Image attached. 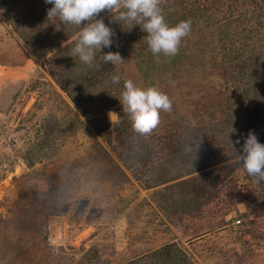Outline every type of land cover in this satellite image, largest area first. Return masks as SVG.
I'll return each instance as SVG.
<instances>
[{"label":"rangeland","instance_id":"374dc122","mask_svg":"<svg viewBox=\"0 0 264 264\" xmlns=\"http://www.w3.org/2000/svg\"><path fill=\"white\" fill-rule=\"evenodd\" d=\"M51 7L0 11V264H162L166 247L173 264H264V180L237 160L250 131L264 144V0H161L170 26L191 21L174 57L105 11L97 19L128 29L106 50L125 62L85 93L70 80L84 69L78 29L49 22ZM14 26L53 49L33 55ZM128 79L172 100L149 135L120 104ZM62 88L82 95L86 117ZM188 178L193 202L177 191Z\"/></svg>","mask_w":264,"mask_h":264},{"label":"clouds","instance_id":"9594fccd","mask_svg":"<svg viewBox=\"0 0 264 264\" xmlns=\"http://www.w3.org/2000/svg\"><path fill=\"white\" fill-rule=\"evenodd\" d=\"M52 5L47 11V20L58 19L61 23L75 26L72 56L89 66L93 64L96 50L109 48L113 44L114 32L106 26L103 19L96 17L103 11L116 15V19L128 25H139L145 33L144 40L154 56L174 57L179 52L181 41L191 32V21H180L170 26L160 7L161 0H45ZM133 27V26H132ZM130 27L129 30L132 28ZM104 63L113 66L123 64L119 52L101 55ZM120 76L111 78L113 84L120 83ZM123 112L129 117L132 130L142 136L152 133L160 123L161 112L172 111L170 97L155 87L141 88L131 79L123 82L120 93ZM114 113H109V116ZM233 146V141L229 139ZM235 144H239L237 139ZM193 145V144H192ZM189 145V150L193 149ZM237 160L242 170L249 176L264 180V144L249 132L244 138Z\"/></svg>","mask_w":264,"mask_h":264},{"label":"trees","instance_id":"16d2710c","mask_svg":"<svg viewBox=\"0 0 264 264\" xmlns=\"http://www.w3.org/2000/svg\"><path fill=\"white\" fill-rule=\"evenodd\" d=\"M18 1L19 0H0V11L2 13H4L6 16H9V13L13 12L14 4ZM103 14H105V11L101 12L99 14V16H97V17H100ZM13 28L16 31L17 36L24 43L26 48L31 51V53L33 55L38 54L37 56L42 57V55L39 52H41L43 50L44 52L42 54H44V53H46V51L52 50L54 47L52 45V42L48 39H47L48 42L51 44L45 45L42 42L41 37H43V35L36 34V37H37L36 39L35 38L30 39V38H27L28 32L25 33V32L20 31L18 26H14ZM112 30L114 32V36L112 37L113 44L116 42L115 39H117V36L125 34L124 38H126V36L128 34V31H127L128 29H126V27H124V26L118 27V30H115V29H112ZM106 50H107V48H103L101 50V52L99 50H98L99 52L96 51L95 59H94L93 64L91 66L83 63L84 69H86L87 72H86V70L83 69L82 75H80L78 77L73 76V78L70 79L74 91L79 92V93H85L84 88L82 87V83L84 84L85 81H89V84H86V83L85 84L88 86V88H90L96 82H99L101 79H103L105 77V74L109 73L110 64L104 63L103 60L101 59V55L107 54ZM52 57H54V54L52 55ZM58 81L62 84V80H58ZM79 81H81L80 84H79ZM63 91L66 93L67 98L70 100L72 105L78 110V112L81 115H83L84 117H86L87 112H85V110H83V106L86 104H83L84 98H82V95L77 94V96H75V95L72 96V94H68V92H66V90L63 89ZM118 140H120V138H118ZM125 155L127 156V159L140 160V157L136 154V151L131 149V148H125ZM145 157H146V155H143V158H145ZM127 159L125 158L124 160L127 161ZM126 161L124 163H126ZM224 168L221 167L218 170L224 171ZM190 181H191V179L188 178L185 181H182V183L178 184L179 188L177 189V191H178V195H182V198H188L189 201L193 202V199L195 197V196H193L194 192L196 194H198V192L195 191V189H194L195 187H193V183H191V185H190ZM192 181H193V179H192ZM179 204H180L179 208L183 210L184 205H182L181 203H179ZM245 205H246V207H249V203H245ZM238 217L242 221L241 226H242V224H245L244 216H238ZM163 253H164V255L162 257L163 258L162 264H170V263L173 264V262H175L177 260V258L174 257L173 251H171L170 247L169 248L166 247L164 249ZM128 264H133V263H128Z\"/></svg>","mask_w":264,"mask_h":264},{"label":"built area","instance_id":"2783aa9c","mask_svg":"<svg viewBox=\"0 0 264 264\" xmlns=\"http://www.w3.org/2000/svg\"><path fill=\"white\" fill-rule=\"evenodd\" d=\"M237 224V222H235Z\"/></svg>","mask_w":264,"mask_h":264}]
</instances>
